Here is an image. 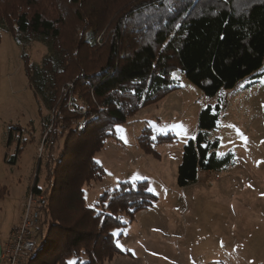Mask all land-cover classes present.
Returning <instances> with one entry per match:
<instances>
[{
  "label": "trees",
  "instance_id": "obj_1",
  "mask_svg": "<svg viewBox=\"0 0 264 264\" xmlns=\"http://www.w3.org/2000/svg\"><path fill=\"white\" fill-rule=\"evenodd\" d=\"M72 24L68 26V20ZM22 45L38 41L49 55L41 67L21 58L48 114L42 118L45 163L37 159L28 192L34 205L37 246L24 264H103L122 254L113 232L157 201L145 181L122 182L86 205L84 186L105 172L94 157L114 126L180 89V71L207 98L195 136L183 147L177 185L217 170L231 155L216 157V127L225 91L261 76L264 0H0V32ZM9 129L8 145L15 143ZM41 136V137H42ZM144 130L139 148L173 141ZM7 163L15 164L21 152ZM43 178V187L41 175ZM5 188L0 189V202Z\"/></svg>",
  "mask_w": 264,
  "mask_h": 264
},
{
  "label": "rangeland",
  "instance_id": "obj_2",
  "mask_svg": "<svg viewBox=\"0 0 264 264\" xmlns=\"http://www.w3.org/2000/svg\"><path fill=\"white\" fill-rule=\"evenodd\" d=\"M67 22L72 24L71 19ZM22 53L38 67L50 54L41 42L19 45L1 30L0 189L5 188L1 236L22 209L37 159L42 156L44 164L47 157L41 124L48 111L36 85L29 82ZM259 72V78L244 79L224 92L216 127L209 132V139L218 142L216 157L231 155L230 163L199 171L192 185L178 187L177 168L184 145L196 134L199 111L214 105L216 97H205L175 71L172 78L180 89L114 126V137L94 154L105 174L83 187L86 205L94 207L102 193L122 182L145 181L157 201L113 232L119 233L116 245L122 254L103 264H264V61ZM11 128L15 143L8 145ZM144 130L151 132V139L167 135L174 139L154 143L155 154L144 152L138 145ZM22 140L16 163H7Z\"/></svg>",
  "mask_w": 264,
  "mask_h": 264
},
{
  "label": "built area",
  "instance_id": "obj_3",
  "mask_svg": "<svg viewBox=\"0 0 264 264\" xmlns=\"http://www.w3.org/2000/svg\"><path fill=\"white\" fill-rule=\"evenodd\" d=\"M40 199L27 193L17 225L0 245V264H24L37 246L34 205Z\"/></svg>",
  "mask_w": 264,
  "mask_h": 264
},
{
  "label": "crops",
  "instance_id": "obj_4",
  "mask_svg": "<svg viewBox=\"0 0 264 264\" xmlns=\"http://www.w3.org/2000/svg\"><path fill=\"white\" fill-rule=\"evenodd\" d=\"M20 212H21V209L18 212L17 218L10 224V226L8 228V233L5 236H1V234H0V245L3 244V242L6 240V238L8 237V234L11 231V229H13L17 225L19 217H20Z\"/></svg>",
  "mask_w": 264,
  "mask_h": 264
},
{
  "label": "snow or ice",
  "instance_id": "obj_5",
  "mask_svg": "<svg viewBox=\"0 0 264 264\" xmlns=\"http://www.w3.org/2000/svg\"><path fill=\"white\" fill-rule=\"evenodd\" d=\"M174 127H176V128H180L181 129V131H183V126L182 125H176V126H174ZM118 131H120V132H122L123 130L122 129H117ZM138 178V177H137ZM113 235L114 236H116V235H119V233H113Z\"/></svg>",
  "mask_w": 264,
  "mask_h": 264
}]
</instances>
